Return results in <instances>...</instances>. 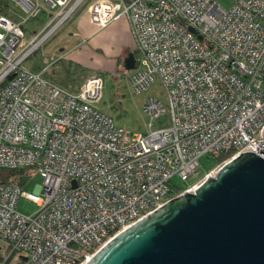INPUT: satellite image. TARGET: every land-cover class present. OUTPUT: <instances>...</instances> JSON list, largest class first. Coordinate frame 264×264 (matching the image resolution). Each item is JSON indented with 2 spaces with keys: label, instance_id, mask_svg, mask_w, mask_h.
I'll return each mask as SVG.
<instances>
[{
  "label": "built area",
  "instance_id": "obj_1",
  "mask_svg": "<svg viewBox=\"0 0 264 264\" xmlns=\"http://www.w3.org/2000/svg\"><path fill=\"white\" fill-rule=\"evenodd\" d=\"M15 1L24 18L0 14V240L7 259L84 264L169 198L193 192L201 156L231 153L206 176L241 152L264 157V0H229L227 8L217 0L89 1L97 28L119 17L129 24L137 51L130 88L141 92L158 79L164 89L165 105L149 97L143 106L146 132L118 127L92 105L102 91L98 74L70 93L24 64L86 0ZM42 10L47 21L25 36V23ZM10 170L22 185L3 180ZM35 174L41 184L24 190ZM174 174L194 180L171 195ZM20 197L36 210L18 211Z\"/></svg>",
  "mask_w": 264,
  "mask_h": 264
},
{
  "label": "water",
  "instance_id": "obj_2",
  "mask_svg": "<svg viewBox=\"0 0 264 264\" xmlns=\"http://www.w3.org/2000/svg\"><path fill=\"white\" fill-rule=\"evenodd\" d=\"M134 65L129 52L123 67ZM84 264H264V157L239 153L193 192L169 198L114 235Z\"/></svg>",
  "mask_w": 264,
  "mask_h": 264
},
{
  "label": "rangeland",
  "instance_id": "obj_3",
  "mask_svg": "<svg viewBox=\"0 0 264 264\" xmlns=\"http://www.w3.org/2000/svg\"><path fill=\"white\" fill-rule=\"evenodd\" d=\"M90 1V0H88ZM218 3L223 7H229V0H217ZM1 2V0H0ZM8 5L10 12L16 14L18 18H24L25 13L19 8L15 0H5ZM48 12L42 10L34 18L30 17L25 23V36H29V30H38L48 19ZM67 20L43 45L42 51L43 55L50 53L53 49L58 52V47H63L65 38L69 36L70 24ZM69 38V37H68ZM98 55H102L98 52ZM30 59V58H29ZM27 59L24 64L25 66H30L32 64H37L38 62ZM95 59V58H94ZM38 61V60H37ZM76 64V61L75 63ZM130 69H125L123 66H118L116 68H100L95 70V74H98L102 79V91L100 97L97 101L93 102L92 105L110 115L116 126L126 129L130 132H146L148 130V122L150 117L148 113L143 109L149 97H154L155 99L162 102L165 105V92L158 79H156L148 89L141 92H134L128 84V75ZM50 75L58 80V67L54 71L50 70ZM77 73V72H76ZM119 116V117H118ZM162 118H165L162 117ZM157 119L153 121L152 127L156 128L159 126ZM216 165L215 158L207 155H203L199 159V167L196 170L197 177L196 182L202 181L210 169L214 168ZM194 179L189 178L187 180H182L178 175L174 174L170 178V183L173 185L174 189L181 191ZM41 184V176L35 174L28 183L24 186L26 191H34L37 189L38 185ZM37 205L34 202L28 201L22 197L17 200V209L21 213L29 214L35 211ZM8 250L5 248L3 252H0V256H3L7 260ZM13 255V254H12ZM15 256H12L14 259Z\"/></svg>",
  "mask_w": 264,
  "mask_h": 264
},
{
  "label": "crops",
  "instance_id": "obj_4",
  "mask_svg": "<svg viewBox=\"0 0 264 264\" xmlns=\"http://www.w3.org/2000/svg\"><path fill=\"white\" fill-rule=\"evenodd\" d=\"M88 4L89 1L86 0L69 19V38L63 40V47H58V52L53 49L45 55L41 49L28 58L32 63H38L26 66L33 71L43 70L42 75L45 78L70 93L77 92L88 77L95 75L96 69L123 66V60L129 52L137 57L126 18L119 17L106 26L97 28L89 19ZM97 51L102 55H98ZM57 67L58 80L49 73ZM133 69H130L129 74ZM5 247L0 240V252H3Z\"/></svg>",
  "mask_w": 264,
  "mask_h": 264
},
{
  "label": "trees",
  "instance_id": "obj_5",
  "mask_svg": "<svg viewBox=\"0 0 264 264\" xmlns=\"http://www.w3.org/2000/svg\"><path fill=\"white\" fill-rule=\"evenodd\" d=\"M0 14L6 15V16L14 19V20L19 19L15 14L10 12L8 5L5 3V0H1V2H0ZM136 53H137V51H136ZM134 55L136 56V54H134ZM230 155H231L230 152L223 153V154L219 155L217 158H215L216 165L220 164L223 160L228 158ZM15 175H17V176H15ZM3 180L4 181L15 180V181L19 182L21 185L23 184V176L19 175V173L17 171L15 172L13 170L7 171L5 173V175H3ZM179 192L180 191L175 190L173 186L171 187V190H170L171 195H175ZM0 264H19V261L17 258L12 259V257H11V258H8L7 260H5L3 262V256L1 255L0 256Z\"/></svg>",
  "mask_w": 264,
  "mask_h": 264
}]
</instances>
